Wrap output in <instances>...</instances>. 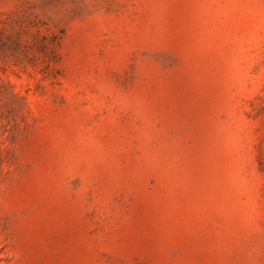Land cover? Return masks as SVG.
Returning <instances> with one entry per match:
<instances>
[{"label": "rangeland", "instance_id": "1", "mask_svg": "<svg viewBox=\"0 0 264 264\" xmlns=\"http://www.w3.org/2000/svg\"><path fill=\"white\" fill-rule=\"evenodd\" d=\"M0 264H264V0H0Z\"/></svg>", "mask_w": 264, "mask_h": 264}]
</instances>
